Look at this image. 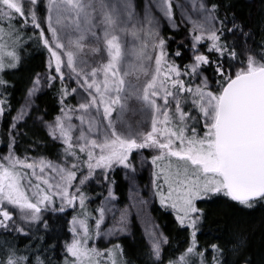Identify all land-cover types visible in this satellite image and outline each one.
<instances>
[{"label":"snow or ice","instance_id":"obj_1","mask_svg":"<svg viewBox=\"0 0 264 264\" xmlns=\"http://www.w3.org/2000/svg\"><path fill=\"white\" fill-rule=\"evenodd\" d=\"M230 10L211 0L187 9L179 0H145L139 11L136 0H0V119L12 112L15 85L6 77L21 70L27 48L49 54L6 127L0 264H264L238 228L207 247L197 239L208 222L198 202L219 198L239 212L264 205V40H254L264 21L254 31ZM161 22L184 26L171 51L176 39L162 35ZM129 30L140 42L122 49ZM45 90L56 93L51 116L35 103ZM134 150L155 152L148 187L188 233L178 256L165 257L169 237L154 226L133 258L121 243L131 235L127 210L106 223L108 213L115 217L116 167L136 186ZM89 183L101 188L91 212ZM59 214L71 216L70 241L53 242Z\"/></svg>","mask_w":264,"mask_h":264},{"label":"trees","instance_id":"obj_2","mask_svg":"<svg viewBox=\"0 0 264 264\" xmlns=\"http://www.w3.org/2000/svg\"><path fill=\"white\" fill-rule=\"evenodd\" d=\"M213 3H228L231 5V13H234L238 20H242L245 23L249 24L254 31L260 30V24L264 21V0H211ZM177 13V12H176ZM178 16V14H177ZM177 23H180L177 20ZM184 26L181 25L179 31H173L170 29L168 24H164L162 22L161 33L164 36L174 37L176 39V43H170L169 51L174 49L178 43L181 42V38L186 37V33L183 30ZM255 42H260L264 40V34L257 35L254 37ZM187 43V40H184ZM249 47L252 49V54L256 53V48L254 43H250ZM49 54L46 50L42 48L29 47L24 56V62L22 64L21 70L12 73L8 76V79L12 84L15 85L13 89H10V103L16 101L20 95V91L22 90L25 81L35 73L43 74L47 71V60ZM188 57V53L185 51L184 59L186 60ZM56 93L54 90H45L43 91L37 98V102L42 110L46 109L49 115H54L57 113V100L55 98ZM12 115L8 113L2 120L1 129L4 128L6 130L8 119ZM7 141V136L3 143L0 142V153H4L5 148L4 144ZM149 155V153H147ZM149 159L151 157L149 156ZM151 161V160H150ZM154 171V169H153ZM117 190L120 193V198L124 197L125 192L123 191L125 183L122 180L120 175H115ZM96 184L89 183L84 188L87 190L89 194H95L97 189L95 188ZM97 199H94L92 205L89 206L91 208H96ZM199 203H205L202 207L208 217V222L205 228L201 233L198 234V240L200 245L208 246L213 242L221 243L220 240H215L214 237L216 235H223L224 231L227 230L231 233L233 230L237 228L242 230L248 234L250 251L257 255V258L264 253V205H258L253 210H245L243 212L235 211L232 208H229L227 204L224 203L222 199H214L212 201H201ZM170 211V210H169ZM69 212L75 214L73 210L69 209ZM91 212V211H90ZM64 217L59 221V227L55 232V240L53 242H63L65 240H71V233L68 231L70 227L69 221L71 220V216L67 214H59ZM157 216L161 222V225L166 230L169 235V244L164 248V255H172L175 256L179 253L180 248L185 245V240L187 238V234L185 231L177 228L175 223V218L167 213V211H161L160 209L157 212ZM217 229L220 232H217ZM135 240L132 242L129 238H124V244L126 252L129 256L133 258H137L140 254L139 250L142 252L146 249L144 240L141 238L138 232H135ZM229 237H225L228 239ZM9 239L11 237L9 236ZM136 245V246H135ZM179 245V249L177 248ZM23 248V242L21 241L18 245ZM138 247V250H137ZM63 255V250L58 246L56 259L59 261L60 256ZM137 264H141L139 259H137Z\"/></svg>","mask_w":264,"mask_h":264},{"label":"rangeland","instance_id":"obj_3","mask_svg":"<svg viewBox=\"0 0 264 264\" xmlns=\"http://www.w3.org/2000/svg\"><path fill=\"white\" fill-rule=\"evenodd\" d=\"M175 2H176V0H174V3ZM190 2H191V0H179V3L185 5L186 9H187V6L190 4ZM144 3H145V0H136L137 11H139L140 9L143 8ZM176 12L179 15V9H176ZM160 31H161V29H160ZM145 39H147V37H145ZM121 40H122V49L130 48L133 43L138 44L140 42L139 40H134L132 38V36L130 34V30H129V33L126 34V36H122L121 37ZM34 74H36V73L34 72L25 81L24 86H23L22 90L20 91V95H19L18 99L16 101L12 102V104H11V106H12V115L15 114L16 109L22 104L23 98H24V94H25V90H26L27 87H29V80L34 76ZM6 79H8V76L6 77ZM69 100H71V102L73 104L76 103V101L72 100L71 97H69ZM35 103L37 105H39L38 102H37V99L35 100ZM140 119H142V117H140V116L133 117L129 121V123L133 127H136L137 126V121L140 120ZM2 120L3 119H0V142L1 143L4 142L5 137H6V130H4V128L1 129ZM24 130L28 133L29 137L33 136V129L31 128V122H29V127L24 129ZM40 135H43V133L41 132ZM23 144L25 146L27 145V139H25L23 141ZM147 153H149V155ZM0 154H2V153H0ZM152 154H155L154 150H151V151L150 150H134L133 153L131 154L132 162L136 165L137 179H136V186L135 187H133L124 178V173L127 170L123 169L122 167H116L115 175L116 176L120 175L122 180L125 183V186H124V189H123V191L125 192V195H124V197L120 198V193L117 190V186H115V194H116V196L118 198L115 201V204H114V207H113V212L115 213V217H113L111 213H108L107 217H106V223L108 224V226H111L112 223H114L116 220L119 219L121 212L124 211V210H127V214H128V217H129V223H130V233H131V235L129 237H127V238H129L130 241L133 242L136 239L135 238V232H138L140 234L141 238L144 240L145 248H147V246H148V235H147V233L149 231H151L154 228V226H158L159 229H161L165 233V235H167L169 237V235L167 234V232L164 229V227L161 225L160 220H159V218L157 216L158 210L160 209L161 211H167V213L171 214L175 218V213L172 210L163 209L160 206L159 198L157 196H154L152 191L148 187L149 182L152 179V174L156 170L155 166L151 165V162H150L151 159H149V156L151 157ZM144 158H147V159H144ZM142 159L144 160V163L141 166V160ZM160 163H163V162H160ZM153 169H154V171H153ZM95 188L97 189V192L94 195L93 194L91 195L88 192H86L87 190L85 188L83 189V191L87 195L94 197V199H97L95 204H96V206H98L99 203H100V199L97 197V193H99L101 191V188L98 187L97 185H96ZM137 188H139V190H140L139 192H137ZM141 199L146 201V203L140 204V200ZM91 205H92V202L91 203H87V208H88L89 212L92 211V208L90 210V207H89ZM204 205H205V203H199L198 202V206L199 207L202 208ZM75 214H78V212H76ZM103 227L104 226L102 225V228ZM186 234L188 236L187 232H186ZM169 239H170V237H169ZM197 239H198V235H197ZM122 242H124L123 239L121 240V243ZM96 246L102 247L103 245L97 243ZM184 247L185 246L181 247L180 251H182L184 249ZM201 247H206V246L201 245ZM137 250H138V247H137ZM139 251H140V253H142V250H139ZM178 255H179V253L176 254L175 256H178ZM139 262L141 263L140 260H139Z\"/></svg>","mask_w":264,"mask_h":264},{"label":"flooded vegetation","instance_id":"obj_4","mask_svg":"<svg viewBox=\"0 0 264 264\" xmlns=\"http://www.w3.org/2000/svg\"><path fill=\"white\" fill-rule=\"evenodd\" d=\"M160 223H161V222H160ZM163 230H164V229H163ZM184 246H185V245H184ZM165 247H166V246H165ZM165 247H164V248H165ZM165 256H166V257H168V256H169V254H168V255L166 254Z\"/></svg>","mask_w":264,"mask_h":264}]
</instances>
